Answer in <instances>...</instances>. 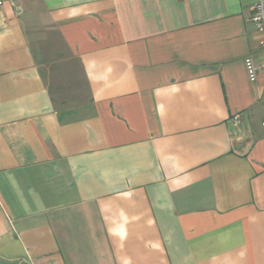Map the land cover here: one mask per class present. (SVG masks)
<instances>
[{
  "label": "crops",
  "instance_id": "crops-1",
  "mask_svg": "<svg viewBox=\"0 0 264 264\" xmlns=\"http://www.w3.org/2000/svg\"><path fill=\"white\" fill-rule=\"evenodd\" d=\"M254 2L0 7V264H264Z\"/></svg>",
  "mask_w": 264,
  "mask_h": 264
},
{
  "label": "built area",
  "instance_id": "built-area-1",
  "mask_svg": "<svg viewBox=\"0 0 264 264\" xmlns=\"http://www.w3.org/2000/svg\"><path fill=\"white\" fill-rule=\"evenodd\" d=\"M8 1L12 0H0V7ZM251 21L255 24L258 31L262 32L263 38L260 41V45L264 47V0H255L252 6ZM244 65L250 81H255L258 69L264 70V61L260 65H255L250 57L244 58ZM233 123H240V115L233 116ZM264 125V118L262 121Z\"/></svg>",
  "mask_w": 264,
  "mask_h": 264
},
{
  "label": "rangeland",
  "instance_id": "rangeland-1",
  "mask_svg": "<svg viewBox=\"0 0 264 264\" xmlns=\"http://www.w3.org/2000/svg\"><path fill=\"white\" fill-rule=\"evenodd\" d=\"M46 72H47L46 78L50 81V83L52 82L51 84H52V88H53V93L58 100H61L62 95L68 94V92L76 94L77 102L72 101L75 104L76 103L80 104L81 102H84L86 100V90H85L84 85L82 84L81 80L74 78L75 81L70 82V83L68 82L69 84L68 83L64 84V85H67L68 89H64V91H62V89L57 88V86L60 84L56 83V80L53 77H51L52 74H49L50 71L48 69H46ZM60 77H62V76L58 75V78H60ZM55 83L58 85H56ZM72 102H70V103L66 102L67 105L65 107L71 108Z\"/></svg>",
  "mask_w": 264,
  "mask_h": 264
}]
</instances>
